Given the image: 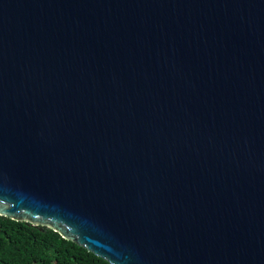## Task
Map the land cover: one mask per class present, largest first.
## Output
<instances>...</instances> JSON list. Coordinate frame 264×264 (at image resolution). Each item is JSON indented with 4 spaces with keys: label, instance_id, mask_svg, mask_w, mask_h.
<instances>
[{
    "label": "water",
    "instance_id": "water-1",
    "mask_svg": "<svg viewBox=\"0 0 264 264\" xmlns=\"http://www.w3.org/2000/svg\"><path fill=\"white\" fill-rule=\"evenodd\" d=\"M0 216L264 264V0H0Z\"/></svg>",
    "mask_w": 264,
    "mask_h": 264
},
{
    "label": "trees",
    "instance_id": "trees-1",
    "mask_svg": "<svg viewBox=\"0 0 264 264\" xmlns=\"http://www.w3.org/2000/svg\"><path fill=\"white\" fill-rule=\"evenodd\" d=\"M0 264H108L53 230L0 216Z\"/></svg>",
    "mask_w": 264,
    "mask_h": 264
}]
</instances>
